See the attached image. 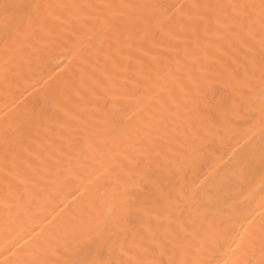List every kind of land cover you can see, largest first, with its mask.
I'll return each instance as SVG.
<instances>
[{
    "label": "bare ground",
    "instance_id": "bare-ground-1",
    "mask_svg": "<svg viewBox=\"0 0 264 264\" xmlns=\"http://www.w3.org/2000/svg\"><path fill=\"white\" fill-rule=\"evenodd\" d=\"M261 2L0 0V264H259Z\"/></svg>",
    "mask_w": 264,
    "mask_h": 264
},
{
    "label": "snow or ice",
    "instance_id": "snow-or-ice-1",
    "mask_svg": "<svg viewBox=\"0 0 264 264\" xmlns=\"http://www.w3.org/2000/svg\"><path fill=\"white\" fill-rule=\"evenodd\" d=\"M86 7H97L101 10L103 9H110L112 5L104 4V5H88ZM193 8L199 7L198 5H193ZM217 9H223L224 5H216ZM229 8L236 12L237 8H247V7H254L249 5H229ZM8 6L5 5V9L7 10ZM260 26H261V37H260V47L262 51H264V0H262L260 5ZM99 19V17H98ZM194 19L203 20V16H198L195 18L190 17L189 22L192 23L194 29ZM233 20L236 21L235 26H231V30L233 33L234 38H239L240 33L236 31V27L240 30L248 29L247 35L250 40H254L255 37L251 32V27L255 23V21L249 19L241 20L239 16H234ZM139 51V49H137ZM130 58V54H129ZM261 86L264 88V60L261 63ZM262 110H264V102H262ZM150 247H146L143 249L145 254L149 256L148 259H140L135 261H127L126 264H201V261L192 258L190 256L189 247L185 244L182 238L177 234L176 237L168 240H157L155 238L151 239ZM262 259L259 264H264V246L261 249ZM251 264V261H249Z\"/></svg>",
    "mask_w": 264,
    "mask_h": 264
}]
</instances>
